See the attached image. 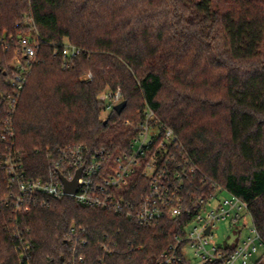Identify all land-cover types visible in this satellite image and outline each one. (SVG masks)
<instances>
[{
  "label": "trees",
  "instance_id": "1",
  "mask_svg": "<svg viewBox=\"0 0 264 264\" xmlns=\"http://www.w3.org/2000/svg\"><path fill=\"white\" fill-rule=\"evenodd\" d=\"M33 30L38 61L10 113L14 42ZM1 36L14 41L0 46V133L10 119L28 177H56L55 162L76 145L120 154L134 134L126 122L152 112L178 135L177 156L196 166L187 189L237 195L264 239V0H0ZM67 42L82 53L64 68ZM107 90H120L127 106L104 119ZM7 146L0 140V161ZM45 200L28 213L0 208V264H71L65 235L74 226L90 240L85 264H100L106 234L118 245L106 264H155L182 229L139 225L71 197Z\"/></svg>",
  "mask_w": 264,
  "mask_h": 264
},
{
  "label": "built area",
  "instance_id": "2",
  "mask_svg": "<svg viewBox=\"0 0 264 264\" xmlns=\"http://www.w3.org/2000/svg\"><path fill=\"white\" fill-rule=\"evenodd\" d=\"M14 37H0V46L9 47ZM15 57L9 83L13 91L4 100L10 113L16 111L21 93L32 73L42 40L37 30L15 40ZM59 50L55 49V53ZM64 68L73 65L82 51L72 44L61 47ZM83 79H92L88 74ZM100 99L104 110L112 111L123 101L120 90L105 91ZM134 134L127 150L112 155L100 149L76 145L64 152V158L54 164L56 177L51 180L28 177L24 159L15 148V129L10 119L0 133L9 153L0 161V208L12 207L16 213H28L33 206L48 199L73 198L81 206L101 208L125 215L137 224L153 227L166 220L182 229L158 256L155 264H264V239L254 224L249 204L222 186L210 194L191 192L186 185L196 172L195 164L187 157L179 158L174 151L178 145L176 132L160 119L126 122ZM82 169L75 193H67L61 176L73 181ZM136 189L143 194L137 198ZM145 189V191H144ZM138 192V191H137ZM227 195L218 198L219 194ZM251 219V222H248ZM220 221H227L229 231L220 240L214 230ZM209 229V231H207ZM16 249L30 260L29 242L20 231L14 232ZM235 236L233 243L230 239ZM65 241L69 246L70 263L85 264L82 250L90 240L78 227L70 228ZM115 236L106 234L101 242L100 264L117 251Z\"/></svg>",
  "mask_w": 264,
  "mask_h": 264
},
{
  "label": "water",
  "instance_id": "3",
  "mask_svg": "<svg viewBox=\"0 0 264 264\" xmlns=\"http://www.w3.org/2000/svg\"><path fill=\"white\" fill-rule=\"evenodd\" d=\"M126 106H127V101L123 100L121 103L116 105L115 110L118 114H121L124 111V109L126 108ZM81 171H82V169H80L77 172L76 177L73 181H68L65 177L61 176V180L64 184L65 191L67 193H75L77 191L78 179L80 178ZM207 231H209V229Z\"/></svg>",
  "mask_w": 264,
  "mask_h": 264
},
{
  "label": "rangeland",
  "instance_id": "4",
  "mask_svg": "<svg viewBox=\"0 0 264 264\" xmlns=\"http://www.w3.org/2000/svg\"><path fill=\"white\" fill-rule=\"evenodd\" d=\"M110 114V111H107V110H104L103 113H102V117L105 119L107 118V116ZM227 193L226 192H223L221 194H219V197L218 198H222L224 196H226ZM248 222H251V219H248ZM220 236V240H223L224 239V236L225 234L227 233V231H229V226H228V223L227 221H220L218 224H217V227L214 229ZM235 240V236H233L231 239H230V243H233Z\"/></svg>",
  "mask_w": 264,
  "mask_h": 264
}]
</instances>
